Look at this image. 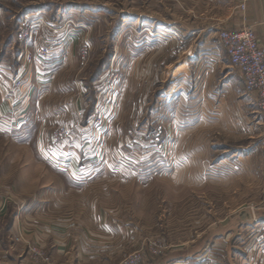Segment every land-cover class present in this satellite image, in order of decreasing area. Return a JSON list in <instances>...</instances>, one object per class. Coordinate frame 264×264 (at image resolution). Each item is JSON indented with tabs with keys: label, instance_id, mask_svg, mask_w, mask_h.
I'll list each match as a JSON object with an SVG mask.
<instances>
[{
	"label": "rangeland",
	"instance_id": "374dc122",
	"mask_svg": "<svg viewBox=\"0 0 264 264\" xmlns=\"http://www.w3.org/2000/svg\"><path fill=\"white\" fill-rule=\"evenodd\" d=\"M249 1L0 0V37L6 30L15 45L6 52L2 43L0 63L13 64L16 76L44 43L51 50L24 88L3 77L14 124L0 128L2 264H14L24 243L8 236L15 211L36 198L19 190L34 167L29 155L82 191L96 234L118 245L112 264L140 249V264L182 254L247 264L253 237L231 228L264 216V118L217 29H230L222 15L244 17ZM36 13L47 25L21 38ZM62 130L68 135L56 137ZM26 253L52 263L39 245Z\"/></svg>",
	"mask_w": 264,
	"mask_h": 264
},
{
	"label": "crops",
	"instance_id": "0c3cea01",
	"mask_svg": "<svg viewBox=\"0 0 264 264\" xmlns=\"http://www.w3.org/2000/svg\"><path fill=\"white\" fill-rule=\"evenodd\" d=\"M236 4H239V0H236ZM242 15V11L239 12L237 10L227 17L222 15L217 18L222 21L221 25L230 29H238L244 24L249 25L254 29L261 46L264 48V0H250L244 12V17ZM205 21H208V16ZM201 26L203 28L202 32L210 27H208V22ZM214 26H216L215 22ZM205 28L206 30H204ZM185 29L188 31L198 30L188 25ZM220 29L221 27L217 30ZM9 38L10 35L8 36L6 30H3L0 37V46L3 43L2 48L6 49V52L15 46L11 44ZM12 42L17 43V40L14 38ZM55 45H58L57 42ZM32 46L31 51H34L37 45L34 43ZM61 51V48L56 49V51L53 50L55 52L54 57H58L60 54L58 52ZM36 60L37 62L27 70L26 86L34 75L38 77L37 74H40L39 62L43 59L36 56ZM54 61H58V59ZM0 66L4 67L9 74H12L16 69L9 62L6 64L1 62ZM36 66L39 67L35 70ZM6 87H10L8 79L0 78V128L2 125L13 126L14 124V118L7 115L11 109V102L8 94H6ZM24 124H27L26 119L19 123L21 126ZM27 143L28 140L24 142V144ZM41 163L37 158L29 155L27 164H33L34 167L32 166L27 172L28 180L24 185V191L21 188L19 190L25 196L33 195L36 198L26 203L20 210L15 211L8 229V236L21 235V238L24 239L23 245H15L14 249L16 251L13 253L14 257L11 258L12 263L39 264L32 261V258L26 253L27 248L31 244L46 248L52 257V263L50 264H112V257L118 245L112 239H108L106 234H96V230L90 220L93 215L91 217L89 215L90 211L81 210L82 203H84V208L89 206L87 200L82 202L80 199L82 191L77 188L66 187L64 183L58 181L61 178L57 177V173L52 174L49 171H45ZM242 216L247 219L246 217L250 216L249 211H242ZM231 229H238L240 234L247 229L249 230L253 237L251 241L254 245L250 247L251 252L247 255V264H264V216L242 225L240 221L238 226H234ZM105 230L107 231V229ZM232 230H230L229 234H232ZM7 256L2 254L0 259H4ZM199 258H201V255L190 256L182 254L176 262L171 264H197ZM0 264L2 263L0 262Z\"/></svg>",
	"mask_w": 264,
	"mask_h": 264
},
{
	"label": "built area",
	"instance_id": "2783aa9c",
	"mask_svg": "<svg viewBox=\"0 0 264 264\" xmlns=\"http://www.w3.org/2000/svg\"><path fill=\"white\" fill-rule=\"evenodd\" d=\"M246 1L242 3V8L246 7ZM26 30L21 33V38L31 37L35 29L46 26L47 18L41 13L33 15V20L27 22ZM2 25V17L0 15V28ZM219 39L224 46L231 65L240 70L245 80V86L248 93L257 95V104L261 110L264 118V48L261 46L255 31L252 28H238V29H220ZM24 40V39H23ZM51 50L48 45L44 43L40 49L39 56L44 60L50 57ZM27 68V69H25ZM28 67L22 65L18 74L14 73L9 75L4 67L0 66V78L5 77L10 79L15 88L21 89L26 86V75ZM15 76V77H14ZM68 135L67 130L58 131L55 133L56 137L64 138ZM155 247L152 250L158 253L159 250L156 247V242L153 243ZM32 254L36 258L43 257L44 252L37 248H31ZM143 250H135L122 259L119 264H140L143 259ZM205 258V259H204ZM199 258L197 264H222L221 262L211 259V256ZM45 260H49L48 257H44Z\"/></svg>",
	"mask_w": 264,
	"mask_h": 264
}]
</instances>
